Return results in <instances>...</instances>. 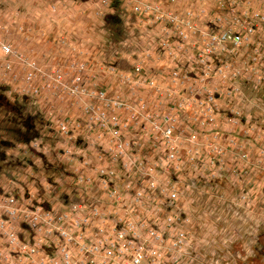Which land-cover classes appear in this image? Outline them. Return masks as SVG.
<instances>
[{
	"label": "rangeland",
	"instance_id": "374dc122",
	"mask_svg": "<svg viewBox=\"0 0 264 264\" xmlns=\"http://www.w3.org/2000/svg\"><path fill=\"white\" fill-rule=\"evenodd\" d=\"M110 3L114 12L101 14L97 24L106 27L110 24L114 29L110 26L108 35L99 30L97 34L103 42L112 36L119 42L126 40V49L116 45L112 52L118 51L117 57L123 52L122 58L128 64L127 69L117 74L120 86L127 89L120 88L119 94L108 97L142 110L134 118V124L140 120L139 124L131 126L129 133L133 135L130 139L139 143L144 158L142 164H135L133 158L126 160V171L148 170L158 155L152 134L140 130L148 126L149 117L172 129L181 173L174 175L171 170L166 171L165 164L164 171L161 168L154 171L158 184L177 190L178 200L172 205L165 195L158 197V193L157 203H134L132 194L115 192L112 196L102 190L99 203H94L101 216L97 222L92 221L91 230L118 229L122 225L117 224V219L130 221L137 232L133 249H141L143 253L141 264H264V0H114ZM25 4L24 0H0V43L11 47L15 43L20 48L28 43L24 29ZM129 7L130 14L125 12ZM64 35L56 38L61 46L57 51L63 55L67 49L68 65H52L47 72L60 69L62 84L71 83L77 74L82 77L83 87L95 85L107 94L105 81L108 73H116L115 60L99 65L102 73L97 79H86L84 68L91 69L94 64L89 61L86 49H83L85 55L77 51L72 45L75 39ZM111 55L114 58L116 54ZM9 58L0 54V138H5L6 148L18 136L17 126L9 120L10 117L17 120L13 105L23 101L14 100L12 94L9 99L2 94L20 83L18 78L11 77ZM154 63L160 64L154 66ZM47 85L39 76L27 84L28 93L32 89L50 90L51 86ZM135 85L140 86L137 92L131 88ZM51 88L58 91L55 96L60 100L79 98L83 106L102 104L85 96L74 97L60 86ZM59 117L65 119L64 115ZM47 129L52 135L57 132L59 139L76 138L73 139V133L64 136L58 126ZM40 132L41 129L35 133H39V144L44 139ZM1 148L0 145V167H8L10 164L6 166L7 157ZM110 168L113 182L119 187L125 171L120 164ZM14 196L10 191L0 192V221L11 219L7 208ZM15 227L12 224L13 230ZM178 231L185 234V240L174 246ZM31 232L30 239L28 235L11 242L0 231V264H36L41 258H47L50 264L58 261L60 241L43 231L41 234L31 229ZM28 244L35 246V254L23 249ZM75 246H68L71 263L91 264Z\"/></svg>",
	"mask_w": 264,
	"mask_h": 264
},
{
	"label": "crops",
	"instance_id": "0c3cea01",
	"mask_svg": "<svg viewBox=\"0 0 264 264\" xmlns=\"http://www.w3.org/2000/svg\"><path fill=\"white\" fill-rule=\"evenodd\" d=\"M24 1L26 3L24 29L29 40L27 44L21 45L22 48L15 43L12 44L13 48L23 53L22 57L24 59L35 63L44 72H47L50 66L56 64L67 67V62L70 60L65 55L67 49L64 50L63 53L65 54L63 55L58 53L57 50H61V46L56 40L57 37L65 36L64 34L66 33L75 39L72 45L75 46V49L77 48V51L81 50L85 55V50L83 49H86L89 61L94 64L91 69L84 68V73L86 70V79H97L98 75L102 73L99 65L104 62L112 63L115 60L116 73H111V75L108 73V78L105 81L106 96L119 94L120 88L127 89L120 86L118 81L120 79L117 76L122 69H127L128 63L122 58L123 52L121 53L122 55L117 57L118 51H113L116 54L114 58L111 54L114 47L121 45L120 48L126 49L128 42L126 40L119 42L113 36L107 42H103L97 34L98 30L103 31L105 34L107 32V35L111 34L110 26H112L113 31V25L109 24L107 27L105 25L99 26L97 24L99 18L97 17L104 13H113L114 9L109 6V3H113L114 0H107L108 4L105 6L100 5L99 0ZM130 10L129 7L125 12L130 14ZM121 11H116V13ZM53 16L60 18L52 19L51 17ZM65 17L67 18L65 19ZM87 42H90V44H87ZM89 45L92 47L89 48ZM28 49L31 51H28ZM9 59L12 60V76L11 74L9 76L18 78L20 83L13 85L11 90L2 94L7 96L8 99V96L12 94L14 95V100L19 102L23 100L25 102L22 101L23 103L21 102L19 105H13V116L17 120L9 118L10 122L14 121L12 124L17 126L18 136L12 140L8 148L5 147V138H0L2 140V143L0 142L1 149L5 151L4 154L7 157L5 160L7 163L5 164L6 166L10 164L8 167H0V192L10 191V193L15 195L11 206L17 213L14 221L16 225L14 232L20 239L27 238L28 235L30 239L32 232L23 217L29 211V208L39 207L54 213H62L68 210L72 203L92 205L99 203L97 199L102 190L109 193L114 190L117 194L124 191L121 185L118 187L114 182L110 189L102 188L97 174L99 169H104L108 172L111 171L110 167H113V164L98 157L97 149L94 148L96 146L104 149L109 147V143L112 140L110 135L98 138L94 133L83 134L81 138L74 139L75 136H73L74 140H67L59 139L57 132L54 135L48 132L47 128H56L58 122L63 120V118L59 117L60 114L64 115V117H74L83 120L85 116L82 114V99L69 100L63 98L60 100L55 96L59 94L56 93L58 91L51 90L53 88L41 92L44 95L34 99V96L28 93L30 89L23 81L25 71L19 60L14 56ZM158 64L160 63H154V66ZM3 68L4 71H7L5 67ZM131 88L137 92L140 86L135 85ZM56 111L59 115H57ZM116 115L127 120L131 113L129 111H121L116 113ZM139 122L140 120L133 126L136 127ZM145 128L148 130L149 126L146 125ZM39 129L43 132L42 135L44 137L40 142V144L43 142L41 146L37 141L39 133L35 135ZM140 130L146 133L145 129ZM30 134L31 136L29 137L28 135ZM78 134L80 135L82 132ZM129 134L131 133L123 132L121 137L130 139V136L133 137V135ZM21 137H25V139ZM157 159L159 158L156 157L152 163H156ZM157 165L159 164L157 163ZM3 176L7 178H2Z\"/></svg>",
	"mask_w": 264,
	"mask_h": 264
},
{
	"label": "built area",
	"instance_id": "2783aa9c",
	"mask_svg": "<svg viewBox=\"0 0 264 264\" xmlns=\"http://www.w3.org/2000/svg\"><path fill=\"white\" fill-rule=\"evenodd\" d=\"M100 4L105 6L108 2L107 0H100ZM0 52L5 56H14L19 60L25 71L23 81L26 85H30L35 78L40 76L43 81L48 83L47 86H60L65 88L70 95H74V97L85 96L88 99H96L102 103L100 106L91 104L82 106V114L85 116L83 120L65 117V119L58 122L57 126L60 133L62 132L64 136H68L69 133H73L76 138H81L83 134L89 135L93 133L98 138L110 135L112 140L109 143V147L104 149L96 146L94 148L97 149V155L101 159L107 160L106 162L110 164L121 165L125 171L121 178V187L124 192L132 194L134 203H157L155 198L157 193L158 197L165 195L166 201L170 205L177 202V190H168L167 186L164 187V185L158 184L154 179L155 169L161 168L160 170L164 171V164L167 166L166 171L171 170L174 175L181 173L180 156L173 146L172 129L169 126L157 124L147 117L148 130L153 137L152 143H155L154 145H157L159 149V152H157L159 159L148 170L127 172L126 160L133 158L135 164L139 162L142 164L144 156L140 153L141 147L139 143L134 139H124L121 136L123 132L129 133L131 126L135 125L136 119L134 118L142 113L141 109H135L120 100L109 99L106 93L101 89H97L98 87L95 85L83 87L81 84L82 77L77 74L71 78V83L62 84L63 73L60 69L44 72L35 63L24 59L22 55L14 51L8 44L0 43ZM41 92V90L32 89L31 95L37 97ZM121 111H129L131 113L129 119L124 120L116 115V113ZM142 129L146 130L145 127ZM81 132L82 134L79 135L78 133ZM153 135L156 136L154 137ZM141 146L143 147V145ZM97 174L103 188L106 190L110 189L113 184L112 170L107 172L104 169H99ZM114 193L115 191L112 190L110 195L113 196ZM11 206L12 203L8 204L7 208V210H10L7 213L11 219L0 221V231L4 232L11 242H15L17 236L12 224H14L17 213ZM100 216L101 213L96 210L94 205L76 203L70 205L68 210L62 213L31 207L23 217L28 227L33 231L36 229L41 234L43 231L46 236L60 241V247L57 248L59 259L52 262V264H72L68 247L71 244H76L75 247L78 253L88 259L91 264H141L143 258L141 249H133V243L137 237L133 224L128 220L117 219L116 222L118 225H122L121 228L104 229L103 227H97L91 230L92 221L93 223L97 222ZM174 240V246H179L185 240V234L178 231ZM23 249L29 254L37 252L35 246L31 244L24 246ZM36 264H50V261H47V258H41Z\"/></svg>",
	"mask_w": 264,
	"mask_h": 264
}]
</instances>
